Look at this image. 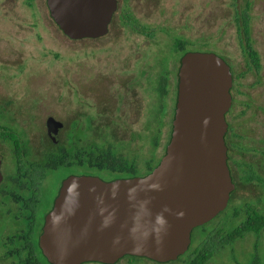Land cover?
Returning a JSON list of instances; mask_svg holds the SVG:
<instances>
[{
	"label": "rangeland",
	"instance_id": "rangeland-1",
	"mask_svg": "<svg viewBox=\"0 0 264 264\" xmlns=\"http://www.w3.org/2000/svg\"><path fill=\"white\" fill-rule=\"evenodd\" d=\"M249 1L252 37L260 57L259 68L248 67L234 20L235 9L240 10L246 0H144L135 3L134 9L142 17L147 13L150 25H165L168 31L191 41L202 37L201 42L188 48L213 51L229 60L233 71L232 124L246 137L245 142L258 144L264 135V0ZM117 22H112L104 36L71 39L53 21L46 0H0V104L8 107L14 119L23 122L27 136L45 134V122L50 117L66 121L72 110L85 99L96 112L103 107V102L107 106L118 102L115 96L118 91L112 90L123 80L119 69L125 65V59L139 56L138 45L143 38L120 30ZM155 34L149 39V86L154 84L156 69L160 66L163 71L167 65L169 91L174 83L172 73L178 64L173 57L180 56L181 52L174 51L166 43L169 38L177 39L175 34H169V38L163 32ZM235 77L239 78L234 80ZM102 89L111 91H99ZM137 92L139 97L133 98L140 101L141 109L134 124L130 128L123 124L122 127L109 128L107 137L112 141L107 143L111 144L113 151H120L119 154L135 156L141 167L138 172L144 173L155 166L164 152L169 135L170 99L167 96L166 111L158 132L152 122L146 128L145 91L141 92L143 94ZM109 96L113 103L107 100ZM155 102L154 92L149 91L147 112L150 119ZM93 108V117L98 121ZM106 112V117L116 115L112 110ZM99 173L103 178L109 177L106 173ZM51 179L50 186H53L58 178ZM241 248L242 244L235 254L239 263L240 260L246 261L248 256L243 255ZM248 248L251 251V243ZM261 249L264 258V245ZM136 261L149 264L142 258ZM118 264L128 263L123 260ZM207 264H229V256L227 253L217 254Z\"/></svg>",
	"mask_w": 264,
	"mask_h": 264
},
{
	"label": "water",
	"instance_id": "water-1",
	"mask_svg": "<svg viewBox=\"0 0 264 264\" xmlns=\"http://www.w3.org/2000/svg\"><path fill=\"white\" fill-rule=\"evenodd\" d=\"M46 5L67 37L97 38L108 32L117 0H46ZM232 82L230 65L215 52H185L170 136L157 164L144 175L110 180L66 176L39 236L47 259L110 264L124 255L166 261L182 254L192 230L226 207L235 186L224 138ZM46 125L57 141L62 123L50 117Z\"/></svg>",
	"mask_w": 264,
	"mask_h": 264
},
{
	"label": "flooded vegetation",
	"instance_id": "flooded-vegetation-1",
	"mask_svg": "<svg viewBox=\"0 0 264 264\" xmlns=\"http://www.w3.org/2000/svg\"><path fill=\"white\" fill-rule=\"evenodd\" d=\"M140 1L144 0H117V8L108 27L109 32L112 22L118 21L120 30L129 31L143 38L138 45V50H141L139 56L125 59V65L119 69L123 80L118 88L112 90L118 91L115 95L118 99L116 104L107 106L103 102V107L101 106L96 112L88 100H83L77 109L72 110L70 117L61 122L62 126L57 131V141L48 135L47 125L45 134L36 137L27 136L23 122L14 119L8 107L0 104V264H53L43 254L39 245V236L45 215L52 208L61 181L70 174L100 176V173L90 170L89 144L92 141L104 145L107 141H112L107 137L109 128L122 127V124L132 127L134 118L141 109L140 101L133 98L139 97L137 91L140 93L145 91L146 128L149 127V122H152V126L157 123L155 117L162 121L166 111L167 96L170 99V118L167 123L169 140L176 104L180 58L187 51H199L188 47L201 42L202 37L191 41L183 35L168 31L165 25H150L147 13L146 17L135 13L134 4ZM157 31L165 33L168 38L169 34H175L177 39L169 38V42L166 43L181 54L173 57L178 64L172 73L174 79L172 89L168 91L166 88V94L161 97L154 94L156 102L150 119L149 111L147 112L149 91L155 90L154 84L149 86V39L154 38ZM222 58L230 65L233 76L231 63L227 58V60ZM169 74L167 65L163 71H160L159 66L153 79L161 77L168 86ZM107 100L110 102L111 96L107 97ZM159 102L162 106L160 113ZM232 106L233 96L232 104L225 113L228 128L224 138L227 146V164L235 186L226 207L209 221L192 230L188 248L175 259L157 261L144 256L124 255L110 264H118L123 260L128 264H138L136 261L138 258L149 261V264H207L217 254L226 253L229 256V264H264V258L259 251L264 245V135L258 144L245 142L246 137L232 124L230 118ZM92 108L94 114L98 115V121L93 117ZM110 110L116 115L106 117V111ZM62 136L66 137L67 155L70 161L58 169L51 159L57 154L58 142ZM54 176L58 180L50 186L51 177ZM116 177L126 176L102 178L110 180ZM250 243L251 251L248 248ZM240 244L243 245L240 249L243 255L248 256L246 261L240 260L239 263V260L235 259V254ZM85 263L87 262L81 264Z\"/></svg>",
	"mask_w": 264,
	"mask_h": 264
},
{
	"label": "trees",
	"instance_id": "trees-1",
	"mask_svg": "<svg viewBox=\"0 0 264 264\" xmlns=\"http://www.w3.org/2000/svg\"><path fill=\"white\" fill-rule=\"evenodd\" d=\"M250 9L251 2L249 0H246L245 5L240 10L235 9L236 11L234 14V20L238 32L239 43L242 49V53L247 60V65H249L248 67L251 68V66H253L255 68H259L260 57L258 50L254 45V39L252 37ZM238 78L239 77H235L234 80ZM153 87L155 90V95H159L161 97L166 94L167 83L165 79L161 77L159 79H156L154 81ZM161 108L162 106L159 102V113ZM155 118L157 119V123L153 126L157 128V131L159 132L161 119L158 117ZM66 143V137L64 139H60V141L58 142L57 154H55V157H52L51 159L52 162H55V166L58 169H60L62 166L67 165L70 161V158L67 155ZM110 145L111 144L107 142L104 145H101L100 143H94L92 141L90 142L89 161L91 172L106 173L109 175V177H115L144 175L152 169V167H150L146 170V172L139 173L138 171L141 169V167L137 165L135 156L126 157V155L124 154H119L120 151H113Z\"/></svg>",
	"mask_w": 264,
	"mask_h": 264
}]
</instances>
